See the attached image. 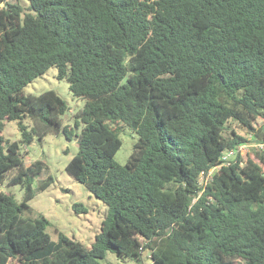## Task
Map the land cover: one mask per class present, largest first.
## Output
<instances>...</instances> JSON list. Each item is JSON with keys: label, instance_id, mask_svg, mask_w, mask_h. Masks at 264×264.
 Masks as SVG:
<instances>
[{"label": "trees", "instance_id": "trees-1", "mask_svg": "<svg viewBox=\"0 0 264 264\" xmlns=\"http://www.w3.org/2000/svg\"><path fill=\"white\" fill-rule=\"evenodd\" d=\"M27 1L0 0V184L24 192L0 191V264H103L107 250L264 264V147L199 182L225 150L264 143V0ZM50 67L84 99L71 123L55 90L24 94ZM10 120L18 141L3 135ZM122 125L137 139L119 164ZM59 132L77 144L66 172L107 208L90 247L22 214L52 177L33 186L46 166L25 165L21 144Z\"/></svg>", "mask_w": 264, "mask_h": 264}, {"label": "rangeland", "instance_id": "rangeland-1", "mask_svg": "<svg viewBox=\"0 0 264 264\" xmlns=\"http://www.w3.org/2000/svg\"><path fill=\"white\" fill-rule=\"evenodd\" d=\"M9 1L19 2L23 6L28 5L27 0ZM56 74V67L48 68L43 75L33 79L24 87V94L37 95L49 89L55 90L69 105L68 115L64 122L71 123L72 116L82 107L84 99L73 96L68 89L67 81L58 79ZM23 122L27 126L30 124V120L27 118ZM232 125L240 134L246 135V131L236 123ZM118 131L122 143L115 153L114 159L119 164H124L131 153L137 134L126 125H122ZM3 135L9 140H20L21 133L15 120L4 121ZM20 151L25 165L38 159L45 163L46 168L37 175L33 186H36L47 176L52 177V182L46 189L36 191L35 196L28 202V207L22 211V214L29 218H46L48 221L46 231L54 241L60 234H63L79 241L85 247H90L96 234L101 231L102 220L107 208L102 201L65 170L67 162L77 151L75 140L67 139L61 132L49 133L42 140L34 137L30 144H21ZM253 154L254 149L250 148L244 156H241V159L244 161L248 156L253 157ZM0 191L12 194L18 202L23 199L24 192L20 183L8 184L7 181H4L0 184ZM76 203L82 204L85 210L80 208L76 212L73 208ZM101 261L103 264H150L148 250L143 252L141 260L128 258L107 250Z\"/></svg>", "mask_w": 264, "mask_h": 264}, {"label": "built area", "instance_id": "built-area-1", "mask_svg": "<svg viewBox=\"0 0 264 264\" xmlns=\"http://www.w3.org/2000/svg\"><path fill=\"white\" fill-rule=\"evenodd\" d=\"M264 147V143H258V142H247L241 145H238L236 148L233 149H229V150H225L221 156H220V160L221 163L210 168L207 172H201L199 175V182L201 184L206 183L207 181H209L212 177V174L215 170H217L218 168H220L222 165H228L230 164V159H235L238 155L244 156V154L250 149H254V150H259L262 149ZM241 158H240V163L241 162Z\"/></svg>", "mask_w": 264, "mask_h": 264}]
</instances>
